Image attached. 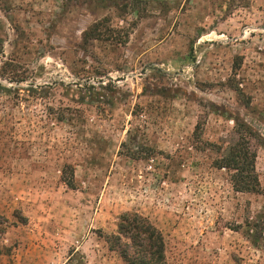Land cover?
I'll use <instances>...</instances> for the list:
<instances>
[{
    "label": "rangeland",
    "instance_id": "rangeland-1",
    "mask_svg": "<svg viewBox=\"0 0 264 264\" xmlns=\"http://www.w3.org/2000/svg\"><path fill=\"white\" fill-rule=\"evenodd\" d=\"M236 118L261 194L215 168ZM127 212L168 264H264V0H0V264H127Z\"/></svg>",
    "mask_w": 264,
    "mask_h": 264
},
{
    "label": "trees",
    "instance_id": "trees-1",
    "mask_svg": "<svg viewBox=\"0 0 264 264\" xmlns=\"http://www.w3.org/2000/svg\"><path fill=\"white\" fill-rule=\"evenodd\" d=\"M99 25L93 26L83 35L85 42L98 39ZM104 89V87L102 86ZM89 95H94L90 93ZM235 133L238 141L226 156L215 162V168L227 170L231 184L237 193L261 194L262 188L256 170L257 153L252 150L251 138H256L257 132L240 118L234 119ZM201 124L196 126V135ZM124 143L122 148H126ZM128 149V148H127ZM131 158H137V153L128 149ZM151 156V155H150ZM67 186L73 188L72 179ZM105 240L111 252L117 253L127 264H168L166 257V241L161 230L147 217L138 213H124L119 217L118 229L112 235H106ZM65 264H86L77 251H71Z\"/></svg>",
    "mask_w": 264,
    "mask_h": 264
}]
</instances>
